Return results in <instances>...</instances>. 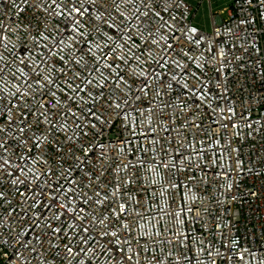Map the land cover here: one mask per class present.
I'll list each match as a JSON object with an SVG mask.
<instances>
[{"label": "snow or ice", "instance_id": "6c2138e0", "mask_svg": "<svg viewBox=\"0 0 264 264\" xmlns=\"http://www.w3.org/2000/svg\"><path fill=\"white\" fill-rule=\"evenodd\" d=\"M247 2L250 4L251 0H247ZM21 3L40 9L46 13V19L60 16L66 21V27L68 24L73 26L71 42L67 45L63 41L64 33L60 32V29L55 25L51 26L60 37L59 39L53 38L52 48L59 47L61 51L67 48L71 52L72 46L77 43L78 38L88 45V38L92 37L93 33L100 38L107 37L109 43L103 45L95 43L88 46L86 51L84 48H79L78 53H82L79 59L74 58V54L68 59L62 55L59 60H56V53L52 52L48 44H45L43 47L48 49L52 58L51 65L46 70L35 65L30 67L24 59L17 62L15 57L8 60L5 55L0 54V81L5 86L10 83L9 77L18 82L13 85L15 90L9 91L7 96L0 90V208L4 209L3 213H0V236L4 235L2 229L5 227L8 229V239L0 240V246L9 245L13 248L7 258V264H11L13 259L15 264H93V261L98 262L101 257H107V260L112 261V264H132L134 257L142 252L149 254L148 264H164L161 259L163 249L160 254L156 253L150 248L154 244L157 246L172 245L180 250V261L187 262V264H193L195 261V264H200L196 256L189 257L185 254V250L191 251L190 245L194 242L187 233L176 231L172 233V238L168 239L163 234L165 230L171 231L167 224L162 225L161 230L154 234H150L144 225L140 224V221L144 220V215L138 212L137 208L144 207V204L140 199L130 194L138 193L139 188L128 187L137 184L139 177L135 173L128 172L127 179L121 176H111L110 178V165H108L105 146L97 139L102 135L103 129L111 119L107 115L109 109L119 116L123 111L121 103L131 107L126 98L127 93L119 97L121 103L108 102L109 97L103 89L108 86L107 82L110 78L117 84L122 83L128 92H131L132 87L124 77L126 75L131 79H137L138 76L143 77L136 93L132 96L133 101L141 103L143 102L141 94L147 96L148 92H153L152 83L160 81L161 73L156 71L141 70L138 76L135 70L129 73L127 65L130 62H137L138 66L142 67L148 63L151 51L145 55L138 47L129 45L128 42L132 40L133 36H142L143 31H147V36L144 37L145 48L151 49L152 45H160V41H163L162 47L157 50L167 55L166 50H171L173 46L165 39V34H161L159 39H153V36L155 33L161 32V29L170 28L167 21L164 20L163 13L170 11L172 0H119V3L117 0H59V2L51 0L50 3L48 0H21ZM259 3L264 5V0H259ZM121 6L126 10H131L129 13L131 19L121 11ZM176 7L179 5L177 4ZM17 8L18 11H23L19 6ZM56 9L59 11L57 12ZM90 9L97 10L99 14L94 15ZM141 9L144 11L141 12ZM113 12L116 13V17L122 19L117 20L116 17H113L112 23L109 24L108 20ZM80 18L84 20L83 27L87 31V36L80 30ZM170 19L175 20L174 17H170ZM131 20H136L139 23V29L131 25ZM252 22L254 21L251 18L240 21L241 24H251ZM101 26L114 30L115 36L102 33ZM43 27L45 30L49 29L47 23ZM2 31L3 29L0 28V32ZM42 38L47 40V36ZM117 40H120L121 43L117 44ZM0 46L8 51L6 43L0 44ZM34 46H36L35 43ZM93 48L96 51H93ZM105 48L108 49V52L104 51ZM250 48H255V41L250 45ZM118 51L121 53L119 56L116 55ZM242 51L251 55L247 48L242 47ZM96 52H100L105 60L109 59V53H111V62L104 63L102 66L108 72V76H105L101 68L97 66L100 64V57L96 55ZM183 55L187 57L186 53ZM85 56H88L89 59L84 60ZM141 56H144L143 60H141ZM221 56H224L225 60H221ZM29 59L31 58L29 57ZM188 59L194 58L188 57ZM215 59L217 61L216 75L219 77L221 72L219 65L232 62L227 61L224 52H218ZM81 60H84L83 64H81ZM117 60L126 67L120 68ZM234 60L236 62L230 73L233 75V79H235V73H239L244 68H251L253 74H256L255 68L258 65H247L240 56L234 57ZM56 63L62 64L63 67L57 68ZM162 63L171 65L173 74L170 82L163 85L160 81L159 90L155 91L154 96L157 103L153 105L149 101L141 115L151 117L148 120L149 127L153 120L160 123V118L167 116L168 125L164 130L170 131L175 124L173 115L183 112L185 113L184 129L177 130V135L171 141L176 149V155L170 157L168 163L161 161L160 165H155L153 157V164L156 167H163L166 172L175 169L176 171L169 173L170 175L178 174L182 168L195 167L198 171H203L199 167L200 161L192 159L193 154L201 156L203 150L198 151L191 142H188V137L184 135V132L194 130L196 133H200L203 131L205 136L209 135L211 128L202 129L203 119L199 110L203 107L216 113L218 117L215 121L217 132L228 131L230 124L239 129V125L231 123L232 118L236 115L234 102L232 106H229L228 93L232 91L231 81L227 77L201 80L194 72L188 70L189 65H181L176 60L166 62L163 56L151 62L155 67H160ZM205 63L207 60L203 62L198 60L196 63L201 76L205 75ZM41 64H49V61L42 59ZM113 64H117L116 69L112 67ZM13 65H17L15 70ZM76 68H79V71H76ZM25 69L28 71L25 72ZM175 69H180V71L176 72ZM92 72L100 75L101 79L98 83L94 84V78H89ZM61 76H65L64 81H60ZM259 76L264 80V67H260ZM172 82L186 91L187 96L177 94L176 100L173 101L170 91ZM60 83H63L64 88L74 95H67L64 88L59 86ZM81 84L84 86L81 87ZM53 85L56 86L55 89H53ZM115 90L113 89V92ZM58 92L59 98L57 97ZM81 92H85L87 100L80 96ZM162 95L169 99H163ZM9 97L16 99V104H12ZM260 99L264 102V96H261ZM52 100L56 101L55 104L52 103ZM197 100L199 103H196ZM221 102L224 103V107H220ZM185 104L188 105L187 109L183 107ZM74 106L80 115L73 111ZM117 109L120 111H116ZM62 113L64 115H61ZM190 116L192 119L189 118ZM240 119L251 131L264 130V124L259 128H254L248 119L243 116H240ZM69 122L74 126L71 133L67 130ZM161 127L164 126L161 124ZM152 130L155 131V129ZM89 133L92 135L90 136ZM61 135L64 139L60 138ZM236 135L239 136V131ZM198 142L203 143V141ZM150 143L155 151L157 141L153 139ZM216 143L219 144V141ZM18 147H22L19 155L15 153V149ZM109 148L114 149V146L109 145ZM160 150L164 152L163 144L160 145ZM143 151H147V149H143ZM186 151L188 152L187 156H185ZM14 155L24 164H13L11 161ZM164 155L168 156V153L164 152ZM29 161L32 167H27ZM144 162L138 160L137 164L142 166ZM233 162L235 169H242L243 162L238 157ZM37 165L40 167L33 171ZM132 167L135 166L123 164L122 170ZM235 169H229V171ZM247 171L250 175H259L254 168H249ZM16 173L19 175H15ZM73 173H80V179H74ZM29 174L33 177L32 181L28 180ZM51 177L56 178L58 187L53 188L49 184L48 181ZM41 178H43V184L38 183ZM187 179L191 182H202L204 177H200L198 180L195 177ZM61 180L64 181V184L69 185L67 189L64 184L60 183ZM168 183L173 188L180 187L178 184H171L170 181ZM30 184L35 185L31 189V196L26 192H21L17 187V185H23L28 189ZM36 189H39L38 193ZM48 192H55L56 195L50 197ZM101 193L104 195L101 196ZM13 197L23 199L22 212L16 210ZM81 204L88 211H85V207H81ZM5 205L7 208L4 207ZM158 211L162 213L157 219L158 225L164 216H171L173 227L176 225L187 226V214L192 213L193 208L185 209L184 206H181L179 212L166 211L164 208H158ZM25 217L26 219H24ZM178 217L180 218L178 219ZM199 218L200 214L196 213L194 219L198 220ZM10 220L19 221L23 231H13L9 223ZM117 225H119L118 228ZM113 228L116 230H111ZM137 229H140L138 234ZM120 236H124V239L120 240ZM228 239L231 247L238 245V241L232 240L230 237ZM199 244L200 251L209 255L215 264V257H219L221 254L219 252L212 254L211 247L206 246L203 240L199 241ZM117 245L120 247L113 255ZM133 246H135V250ZM247 253L248 249L239 253V260L243 261ZM144 259L142 257L137 260L136 264H144ZM173 259L177 258L172 257L171 252L164 255V260H167L168 264H172Z\"/></svg>", "mask_w": 264, "mask_h": 264}, {"label": "built area", "instance_id": "2783aa9c", "mask_svg": "<svg viewBox=\"0 0 264 264\" xmlns=\"http://www.w3.org/2000/svg\"><path fill=\"white\" fill-rule=\"evenodd\" d=\"M48 2L50 3L51 0H48ZM117 2L119 3V0ZM177 4L179 7H176ZM17 6L23 11H18ZM56 11L58 12L59 9H56ZM90 11L94 15L99 14L95 9H90ZM121 11L131 19L129 15L130 9L126 10L121 6ZM143 11L144 9H141V12ZM223 14L224 16L222 17ZM163 15L170 28L161 29V32L155 33L153 39H159L161 34H165V39L173 48L166 50L167 55L157 50L162 47L163 41H160V45H152L151 49L145 48L144 37L147 36V31L141 29L143 35L133 36L128 43L138 47L145 55L151 51V55L148 57V63L142 67L138 66L137 62H130L127 65L129 73L135 70L138 76L141 70L145 72L156 71L161 73L160 81H162L163 85H167L173 74L171 65L162 63L160 67H155V65L151 64L152 61L163 56L166 62L176 60L181 65H189L188 70L194 72L201 80H215L227 77L231 81L230 87L232 88V91L228 93L229 106H232L234 102L236 111L231 123L239 125V129L232 127L230 124L228 131L217 132L215 121L218 117L216 113L211 112L207 107H203L199 110L203 119L202 129L211 128L209 135L205 136L203 131L200 133H196L194 130L184 132V135L188 137V142H191L198 151L203 150L201 156H196L195 154L192 156L193 161H200L199 167L203 171H198L195 167L190 169L182 168L178 174L170 175L169 173L176 170L170 169L166 172L163 167L154 166L152 158H155V165H160L161 161L168 163L169 158L176 155V149L171 141L177 135V130L184 129L185 113L177 112L173 115L175 124L170 131L164 130L168 125L167 116L161 117L160 123L153 120L151 127H149L148 120L151 117L141 115V113L148 106L149 101L153 105L157 103L154 96L155 91L159 90L160 81L152 83L153 92H148L147 96L141 94L143 101L141 103L140 101H133L132 96L136 93L143 77L138 76L137 79H131L127 75L124 77L132 87L131 92H128L122 83L117 84L110 78L109 82H107L108 86L103 89L104 93L109 97L108 102L121 103L119 97L127 93L126 98L131 107L121 103L123 111L119 116L109 109L107 115L111 119L103 129L102 135L97 137L99 142L105 146L108 165H110L109 176L110 178L111 176H121L127 179L128 172L135 173L139 180L137 184L128 187L139 188L138 193L132 192L130 194L140 199L144 204V207L137 208V211L144 215V220H141L140 224L144 225L150 234L160 231L162 225L167 224L171 231L165 230L163 234L168 239H171L172 233L176 231L187 233L194 242L190 245L191 251L185 250V254L189 257L196 256L200 264H213L210 256L200 251L199 241L201 240L204 241L206 246L211 247L212 254L216 252L221 254L219 257H215V264H264V130L259 132L251 131L245 127L240 119V116L248 119L254 128H259L260 125L264 124V102L260 99L261 96H264V80L259 76L260 67H264V5H261L259 0H251L250 4L247 0H231L229 5H225L218 10L219 17L211 22L210 29H204L194 22L195 10L191 0H172L170 11L163 13ZM113 17H116L115 12L109 17V24L112 23ZM170 17H174L175 20L170 19ZM249 18L254 22L251 24L240 23L242 19L247 20ZM116 19L122 18L116 17ZM80 22V30L87 36V31L83 27V18H80ZM45 23L49 25L48 30L43 27ZM52 25H55L60 29V32L64 33V44H69L73 35L71 32L73 26L68 24L66 27V21L63 17L52 16L46 19V13L38 8L30 7L28 4L21 3V0H0V28L3 29L0 32V44L6 43L8 45V51L0 46V54L5 55L8 60H12L15 57L17 62L20 59H24L29 63L30 67L35 65L46 70L50 67L52 58L48 49L43 47L45 44H48L52 52L56 53V60H59L62 55L65 59H68L74 54V58L79 59L80 55H82V53L77 51L79 48H84L86 51L88 46L95 43L102 45L109 43L107 37L100 38L93 33V36L88 38V45H85L84 41L78 38L77 43L73 44L71 52L67 48L61 51L59 47L52 48L53 38H60L55 29L51 27ZM131 25L139 29V23L136 20H131ZM101 32L107 33L109 36H115L114 30L106 26H101ZM43 36H47V40L43 39ZM253 41H255V48H250ZM34 43L36 46H34ZM116 43L119 44L121 41L117 40ZM242 47L249 49L251 55L245 54L242 51ZM93 51H96V49L93 48ZM104 51L108 52V49L105 48ZM218 52H224L227 61L232 62L231 64L219 65L221 68L219 77L216 75L217 61L215 59ZM184 53L187 54V57L183 55ZM120 54L119 51L116 53L117 56ZM96 55L100 57V64L97 66L101 68L105 76H108V72L102 66L104 63L111 62V53H109L108 60H105L100 52H96ZM236 56H240L247 65H258L255 68L256 74H253L251 68H244L239 73H235V79H233V75L230 73L232 66L236 62L234 60ZM188 57H193L194 59H188ZM42 59L48 60L49 64H41ZM88 59V56L84 57V60ZM143 59L144 56H141V60ZM220 59L225 60V57L221 56ZM84 60H81V64L84 63ZM198 60L201 62L207 60V63L204 64V76H201L200 70L196 67ZM117 64H119L120 68L126 67L119 60H117ZM117 64H113L112 67L116 69ZM16 66L13 65L14 70ZM20 66L22 67V65ZM56 67L60 68L63 65L56 63ZM75 70L79 71V68ZM27 71L28 69H25V72ZM175 71L179 72L180 69H175ZM89 78H94V84L101 79L96 72H92ZM8 79L10 83L7 86L0 81V90L5 96H7L9 91H14L13 85L18 83L16 80H12L11 77ZM64 80L65 76H61L60 81ZM59 86L64 88L63 83H60ZM83 86L81 84V87ZM55 87L53 85V89ZM113 89H116L115 92H113ZM64 91L69 96L74 95L67 88H64ZM170 91L173 101L176 100L177 94L187 96V92L183 91L175 82H172ZM93 94L95 95V93ZM59 96L58 92L57 97L59 98ZM80 96L87 100L85 92H81ZM162 98L165 100L169 99V97L163 95ZM9 99L12 104H16V99L10 97ZM55 102V100H52L53 104ZM196 103H199V101L197 100ZM183 107L187 109L188 105L185 104ZM220 107H224L223 102L220 103ZM133 109L136 110L134 111ZM73 111L80 115L75 106ZM116 111L120 110L117 109ZM168 111L170 113V109ZM61 115L64 114L62 113ZM189 118L192 119L191 116ZM161 124L164 127H161ZM73 127L71 122L67 124L69 133L72 132ZM152 129H155V131ZM85 130L87 131V129ZM237 131H239V136L236 135ZM89 135L91 136L92 133H89ZM194 136L195 139H193ZM60 138L64 139L63 135ZM153 139L157 141L155 151H153V145L150 143ZM198 141H203V143ZM216 141H219V144ZM161 144L164 145V152H167L168 156H165L164 152L160 150ZM109 145H113L114 149L109 148ZM121 149H123V152H121ZM143 149H147V151H143ZM21 151L22 147L15 149L17 155ZM33 151L35 152V150ZM77 155H80V153H77ZM187 155L188 152L186 151L185 156ZM230 157L232 158L230 159ZM237 157L243 162L242 169H235L233 161ZM138 160L145 162L141 166L137 164ZM11 162L13 164H24L23 161L16 158V155L12 157ZM123 164H131L135 167L122 170ZM27 167H32L30 161ZM39 167L37 165L33 171H36ZM249 168H254L259 175H250L247 171ZM229 169L235 170L229 171ZM15 175H19V173ZM80 176V173H73L74 179L79 180ZM188 177H195L197 180L200 177H204V180L202 182H191L187 179ZM32 179V175L29 174L28 180L32 181ZM168 181L171 184H178L180 187L173 188ZM48 182L53 188L58 187L55 177H51ZM38 183L43 184V178ZM60 183L64 184V181L61 180ZM17 187H19L21 192H26L31 196V189L35 185L30 184L28 189L23 185H17ZM64 187L67 189L69 185L64 184ZM109 187L111 189V185ZM45 189L47 191L46 185ZM85 190L87 191V189ZM36 191L38 193L39 189H36ZM48 195L51 197L56 195V193L48 192ZM103 195L104 193H101V196ZM13 200L16 210L22 212L24 208L23 199L13 197ZM61 202H63V199H61ZM181 206H184L185 209L188 207L193 208V212L187 214V226L176 225L173 227L171 216H164L160 224H157V219L162 215L158 208L179 212ZM4 207L7 208L6 205ZM81 207L85 206L81 204ZM3 211L4 209L0 208V213H3ZM85 211H88L86 207ZM196 213L200 214L198 220L194 219ZM9 223L13 231H23L19 221L10 220ZM118 227L119 225H117ZM111 230L116 229L113 228ZM2 231L4 235L0 236V240H7L8 229L5 227ZM139 231L140 229H137V234ZM228 237L238 241V245L231 247ZM119 239L123 240L124 236H120ZM119 247V245L116 246L113 255L116 254ZM133 248L135 250V246ZM150 248L158 254L163 249L161 259L164 264H168V261L164 260V255L168 252H171L172 257L177 258L173 259L172 264H178V261H180L181 252L172 245L161 244L157 246L154 244ZM181 248H183V245H181ZM245 249H248V253L245 254V259L240 261L238 254L244 252ZM12 251L13 248L9 245L0 246V264H7V258ZM148 255L147 252L140 253V255L134 257L132 264H136L137 260L142 257L145 258L144 264H148ZM11 264H15L14 259ZM93 264H112V261H108L107 257H101L98 262L93 261ZM180 264H187V262L180 261ZM193 264H195V261H193Z\"/></svg>", "mask_w": 264, "mask_h": 264}, {"label": "rangeland", "instance_id": "374dc122", "mask_svg": "<svg viewBox=\"0 0 264 264\" xmlns=\"http://www.w3.org/2000/svg\"><path fill=\"white\" fill-rule=\"evenodd\" d=\"M231 0H191L194 5V22L204 29L211 28V22L218 18V10L229 5ZM224 14L222 15V17Z\"/></svg>", "mask_w": 264, "mask_h": 264}]
</instances>
